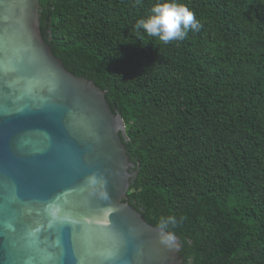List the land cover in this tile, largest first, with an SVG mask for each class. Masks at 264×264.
I'll return each instance as SVG.
<instances>
[{
  "label": "trees",
  "instance_id": "1",
  "mask_svg": "<svg viewBox=\"0 0 264 264\" xmlns=\"http://www.w3.org/2000/svg\"><path fill=\"white\" fill-rule=\"evenodd\" d=\"M156 0H40L41 31L107 91L137 175L126 202L179 223L184 264H264V0H180V41L135 24Z\"/></svg>",
  "mask_w": 264,
  "mask_h": 264
},
{
  "label": "water",
  "instance_id": "2",
  "mask_svg": "<svg viewBox=\"0 0 264 264\" xmlns=\"http://www.w3.org/2000/svg\"><path fill=\"white\" fill-rule=\"evenodd\" d=\"M40 0H0V264H183L130 203L137 171L107 91L69 71Z\"/></svg>",
  "mask_w": 264,
  "mask_h": 264
},
{
  "label": "clouds",
  "instance_id": "3",
  "mask_svg": "<svg viewBox=\"0 0 264 264\" xmlns=\"http://www.w3.org/2000/svg\"><path fill=\"white\" fill-rule=\"evenodd\" d=\"M200 27L193 11L180 0H156L148 15L135 24L137 31L143 30L148 37L158 38L165 44L183 40L189 31H199ZM178 223L173 215L160 217L158 229L162 243L170 245L175 242L172 229Z\"/></svg>",
  "mask_w": 264,
  "mask_h": 264
},
{
  "label": "flooded vegetation",
  "instance_id": "4",
  "mask_svg": "<svg viewBox=\"0 0 264 264\" xmlns=\"http://www.w3.org/2000/svg\"><path fill=\"white\" fill-rule=\"evenodd\" d=\"M184 264V263H183Z\"/></svg>",
  "mask_w": 264,
  "mask_h": 264
}]
</instances>
